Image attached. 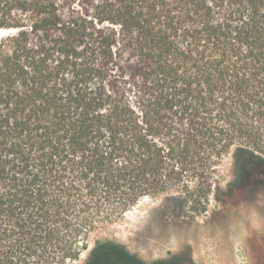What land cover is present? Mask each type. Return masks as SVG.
Here are the masks:
<instances>
[{
  "label": "trees",
  "instance_id": "16d2710c",
  "mask_svg": "<svg viewBox=\"0 0 264 264\" xmlns=\"http://www.w3.org/2000/svg\"><path fill=\"white\" fill-rule=\"evenodd\" d=\"M2 29L0 264H150L100 233L207 211L228 156L264 184V0H0Z\"/></svg>",
  "mask_w": 264,
  "mask_h": 264
},
{
  "label": "rangeland",
  "instance_id": "374dc122",
  "mask_svg": "<svg viewBox=\"0 0 264 264\" xmlns=\"http://www.w3.org/2000/svg\"><path fill=\"white\" fill-rule=\"evenodd\" d=\"M217 174L221 190L205 200L207 211L176 215L160 210L164 196L145 197L100 236L148 263L264 264V186L249 193L244 182L234 183L230 156ZM88 255L72 264H86Z\"/></svg>",
  "mask_w": 264,
  "mask_h": 264
},
{
  "label": "flooded vegetation",
  "instance_id": "af4514ba",
  "mask_svg": "<svg viewBox=\"0 0 264 264\" xmlns=\"http://www.w3.org/2000/svg\"><path fill=\"white\" fill-rule=\"evenodd\" d=\"M262 173H264V167L262 170ZM247 187V191L249 193H256L258 191V189L261 188V186H264V184H259L258 182H253L251 179H246L245 183H244ZM177 264L181 263V258L177 257L174 260ZM148 263V262H147ZM151 264V263H150Z\"/></svg>",
  "mask_w": 264,
  "mask_h": 264
},
{
  "label": "bare ground",
  "instance_id": "6f19581e",
  "mask_svg": "<svg viewBox=\"0 0 264 264\" xmlns=\"http://www.w3.org/2000/svg\"><path fill=\"white\" fill-rule=\"evenodd\" d=\"M6 33H7V31H5V30H3V29L0 30V36H1V35H4V34H6Z\"/></svg>",
  "mask_w": 264,
  "mask_h": 264
},
{
  "label": "water",
  "instance_id": "95a60500",
  "mask_svg": "<svg viewBox=\"0 0 264 264\" xmlns=\"http://www.w3.org/2000/svg\"><path fill=\"white\" fill-rule=\"evenodd\" d=\"M5 31H7V30H5Z\"/></svg>",
  "mask_w": 264,
  "mask_h": 264
}]
</instances>
